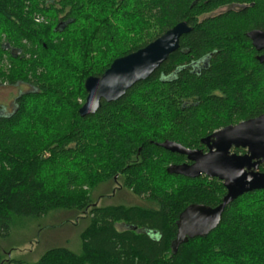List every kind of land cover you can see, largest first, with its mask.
Returning <instances> with one entry per match:
<instances>
[{
  "label": "trees",
  "instance_id": "1",
  "mask_svg": "<svg viewBox=\"0 0 264 264\" xmlns=\"http://www.w3.org/2000/svg\"><path fill=\"white\" fill-rule=\"evenodd\" d=\"M234 4L247 7L214 15ZM129 22L133 37L124 34ZM180 22L192 31L156 72L80 116L88 78ZM254 29L264 30V0H0V66H14L9 74L0 67V87L29 88L0 113V240H10L19 218L40 222L62 211L87 221L81 253L51 247L35 264H264V190L239 197L216 230L173 252L180 214L192 204L218 206L226 190L217 179L168 174L187 160L161 147L207 152L204 138L264 114V64L247 37ZM55 37L84 41L95 60L78 64V88L58 76L64 60L51 63ZM48 101L58 112H45ZM107 184L149 207L98 206L92 192ZM4 257L0 264H26Z\"/></svg>",
  "mask_w": 264,
  "mask_h": 264
},
{
  "label": "water",
  "instance_id": "2",
  "mask_svg": "<svg viewBox=\"0 0 264 264\" xmlns=\"http://www.w3.org/2000/svg\"><path fill=\"white\" fill-rule=\"evenodd\" d=\"M191 31L187 22H180L146 47L114 60L100 77L88 78L85 82L87 97L79 110L80 116L95 115L103 102H116L135 84L146 81L180 49L181 38ZM247 37L258 52L264 51V31H250ZM258 60L264 64V55ZM202 144L207 152L188 149L172 141L161 145L187 160L184 164L170 166L168 174L191 180L202 176L217 179L226 190L218 206L192 204L180 214L177 236L171 246L174 253L189 240L207 237L216 230L226 209L239 197L264 190V172L260 171L264 164V114L216 131L204 138ZM234 149L245 150V154H236Z\"/></svg>",
  "mask_w": 264,
  "mask_h": 264
},
{
  "label": "rangeland",
  "instance_id": "3",
  "mask_svg": "<svg viewBox=\"0 0 264 264\" xmlns=\"http://www.w3.org/2000/svg\"><path fill=\"white\" fill-rule=\"evenodd\" d=\"M134 28L135 23L129 22L125 27L124 34L133 37L134 35L130 31ZM53 40L56 48L51 54V63H55L59 59L64 60L61 66L62 69H57L58 76L62 79L69 78V82L64 83L65 85L67 83L69 85L74 84V88H78V85L74 83L76 78V81H78L79 77L76 72L79 70L78 64L84 61L83 57H89L85 47L86 44H84V41H81V45L79 42L63 43L64 41L57 37ZM120 50L123 52L121 47ZM107 51L111 52V49L108 48ZM89 58L92 62H95L91 57ZM0 67L7 74H9L11 68H14L7 59ZM58 76L54 77V80H58ZM27 91H29V88L22 85L0 87V105L5 107L0 113H11L14 109L15 98ZM80 98L78 96V103L84 105V100ZM40 106L46 109V113L58 112L54 110L57 104L53 101L41 102ZM115 188L117 186L114 184L102 185L92 192L93 200L97 201L98 206L125 205L130 207L137 205L144 208L149 207V202L144 201V199L135 197L129 191ZM86 226L87 221L81 215L73 212H56L40 222L19 218L13 225L10 240L7 242L0 240V251L4 252L5 260L15 259L26 264L37 263L40 257L51 247H67L79 254L82 251L80 235ZM116 227L119 231L126 229V226L122 224H117Z\"/></svg>",
  "mask_w": 264,
  "mask_h": 264
},
{
  "label": "flooded vegetation",
  "instance_id": "4",
  "mask_svg": "<svg viewBox=\"0 0 264 264\" xmlns=\"http://www.w3.org/2000/svg\"><path fill=\"white\" fill-rule=\"evenodd\" d=\"M247 5H240V4H234V5H230V6H226V7H222L220 8L219 10L216 11V13L214 14L215 16H218V15H221L225 12H228V11H234V12H239L241 11L243 8H246ZM225 10V11H223ZM254 30H260V29H254ZM253 31V30H252ZM261 31H264V30H261ZM257 51V50H256ZM258 52V51H257ZM258 56L257 58L259 57H262L264 55V51H261V52H258Z\"/></svg>",
  "mask_w": 264,
  "mask_h": 264
}]
</instances>
